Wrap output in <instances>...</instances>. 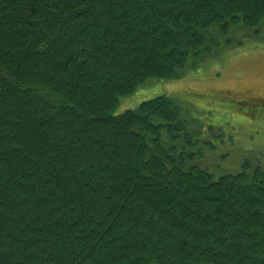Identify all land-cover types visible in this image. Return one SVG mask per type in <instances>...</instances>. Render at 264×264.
Wrapping results in <instances>:
<instances>
[{
    "label": "trees",
    "instance_id": "1",
    "mask_svg": "<svg viewBox=\"0 0 264 264\" xmlns=\"http://www.w3.org/2000/svg\"><path fill=\"white\" fill-rule=\"evenodd\" d=\"M240 28L264 0H0V264H264V166H200L169 96L114 113Z\"/></svg>",
    "mask_w": 264,
    "mask_h": 264
},
{
    "label": "rangeland",
    "instance_id": "2",
    "mask_svg": "<svg viewBox=\"0 0 264 264\" xmlns=\"http://www.w3.org/2000/svg\"><path fill=\"white\" fill-rule=\"evenodd\" d=\"M217 42L211 53L191 58L177 78L141 84L114 110L121 114L157 95L173 98L192 128L199 130L193 149L197 163L215 177L240 171L248 158L264 166V115L251 116L231 100L264 98V33L240 28Z\"/></svg>",
    "mask_w": 264,
    "mask_h": 264
},
{
    "label": "flooded vegetation",
    "instance_id": "3",
    "mask_svg": "<svg viewBox=\"0 0 264 264\" xmlns=\"http://www.w3.org/2000/svg\"><path fill=\"white\" fill-rule=\"evenodd\" d=\"M236 97H233L231 100L234 101V106L237 109L239 108L240 110H243L244 108H247V114L254 117L257 115H264V98L254 96L246 99H238Z\"/></svg>",
    "mask_w": 264,
    "mask_h": 264
}]
</instances>
